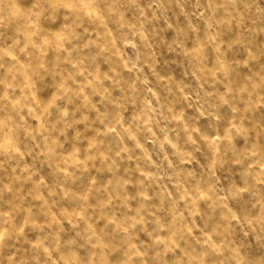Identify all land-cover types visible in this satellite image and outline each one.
<instances>
[{
	"label": "clouds",
	"instance_id": "9594fccd",
	"mask_svg": "<svg viewBox=\"0 0 264 264\" xmlns=\"http://www.w3.org/2000/svg\"><path fill=\"white\" fill-rule=\"evenodd\" d=\"M0 264H264V0H0Z\"/></svg>",
	"mask_w": 264,
	"mask_h": 264
}]
</instances>
